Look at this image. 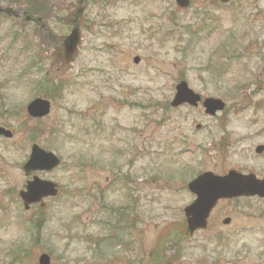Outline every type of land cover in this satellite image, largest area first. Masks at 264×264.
I'll use <instances>...</instances> for the list:
<instances>
[{
	"label": "rangeland",
	"instance_id": "obj_1",
	"mask_svg": "<svg viewBox=\"0 0 264 264\" xmlns=\"http://www.w3.org/2000/svg\"><path fill=\"white\" fill-rule=\"evenodd\" d=\"M35 1L51 3L54 36L0 15V126L13 132L0 137V264L43 253L51 264H264V199L223 200L193 234L184 214L199 173L264 176V0H88L71 62L60 42L76 0ZM182 79L226 108L172 107ZM39 96L51 113L33 119ZM35 142L61 158L36 173L60 192L26 210L18 193ZM121 208L127 223L114 226Z\"/></svg>",
	"mask_w": 264,
	"mask_h": 264
},
{
	"label": "water",
	"instance_id": "obj_2",
	"mask_svg": "<svg viewBox=\"0 0 264 264\" xmlns=\"http://www.w3.org/2000/svg\"><path fill=\"white\" fill-rule=\"evenodd\" d=\"M229 2L230 0H222ZM83 0H81V3ZM182 7H188L190 0H177ZM0 11L7 14L15 13L11 7L0 6ZM83 8H80L79 14H82ZM26 20H35L40 22L41 19L33 16L29 12H24ZM80 42L79 28H74L72 33L65 39V59L72 60L77 46ZM139 57L135 58V62H139ZM201 96L189 88L186 81H182L177 85V93L172 101V106L177 107L184 103H189L193 106H198ZM206 112L215 115L218 110H222L225 103L216 98H207L204 101ZM51 103L42 98H36L29 103L27 110L33 117H43L50 113ZM198 128L200 125L197 126ZM0 135L8 137L12 136L11 131L0 127ZM262 147L258 149L261 151ZM60 164V158L53 152L46 151L38 144H33L31 155L28 161L23 166L26 175H31L32 172L52 171ZM189 189L197 194L194 202L185 208V213L188 221V230L194 233L200 228H206L208 218L216 206L217 202L222 198H233L237 196H254L259 195L264 197V180L256 178L253 174L242 175L236 171H231L225 176L215 175L212 172H206L199 175L189 183ZM58 194V184L50 180L40 179L34 176V179L27 182L26 189L21 190L20 196L24 201L25 208L29 209L32 203L41 202L44 205L43 199L49 196ZM231 218L223 220L224 224H229ZM39 264H51V258L44 253L39 258Z\"/></svg>",
	"mask_w": 264,
	"mask_h": 264
},
{
	"label": "trees",
	"instance_id": "obj_3",
	"mask_svg": "<svg viewBox=\"0 0 264 264\" xmlns=\"http://www.w3.org/2000/svg\"><path fill=\"white\" fill-rule=\"evenodd\" d=\"M0 1H6V2H9V3H18V4H22V2L25 1V3L27 4V8L31 12L36 13V14H39V15H42V16L46 15V13H47V7H46V5H44L45 3L44 4H40V3L38 4V3L33 2L31 0H0ZM47 84H49V81L47 82ZM61 85H62V82L59 81V84L57 85V90L59 89V87ZM116 213H117L118 217H117V219L115 221L114 226L119 221L121 222V220L126 219V215H125L126 212L124 211V209H117L116 210ZM43 226L44 225H42V227ZM40 227H41V222L38 223V224H35V225L33 224L31 228L32 229H40ZM22 251H23V247H20V250H16V256L19 257V255L22 253Z\"/></svg>",
	"mask_w": 264,
	"mask_h": 264
},
{
	"label": "flooded vegetation",
	"instance_id": "obj_4",
	"mask_svg": "<svg viewBox=\"0 0 264 264\" xmlns=\"http://www.w3.org/2000/svg\"><path fill=\"white\" fill-rule=\"evenodd\" d=\"M256 157H257V158H262V159H264V151H263V153H261V154L257 153ZM263 177H264V176H263Z\"/></svg>",
	"mask_w": 264,
	"mask_h": 264
}]
</instances>
